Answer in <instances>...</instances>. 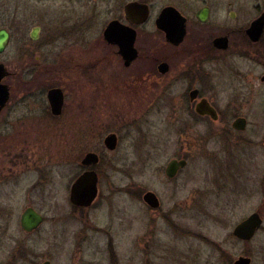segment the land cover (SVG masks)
Instances as JSON below:
<instances>
[{
	"label": "rangeland",
	"instance_id": "374dc122",
	"mask_svg": "<svg viewBox=\"0 0 264 264\" xmlns=\"http://www.w3.org/2000/svg\"><path fill=\"white\" fill-rule=\"evenodd\" d=\"M231 1V8L229 0L222 1V18L227 9L246 15L248 21L264 12V0ZM237 47L234 44L206 64L210 77L204 96L222 106L234 102L243 106L218 124L205 119L192 125V110L180 113L183 103L176 108L165 100L149 114L138 113L142 106L133 97L136 93L123 87L124 77L103 74L100 67L92 72L96 89L87 120L73 106L60 121L41 116L48 107L46 94L30 99L31 117L18 129L4 125L1 116L0 264H234L240 257L264 264V61L244 56L249 50L264 57V38L258 45ZM93 48V58L102 55ZM8 53L15 70L17 50ZM236 72L246 75L242 87L235 81ZM48 84L68 90L67 81ZM85 92L82 86L78 92L82 99ZM103 111L109 112L108 118ZM116 116L124 118L122 127L98 130L116 127ZM238 116L247 119L244 132L231 128ZM178 121L189 126L176 125ZM92 129V139L83 144ZM111 132L119 133L120 146L115 152L104 151L101 198L90 212L89 241L78 251L83 227L71 215L70 187L80 169L79 159L85 151L100 150ZM19 148L23 156H13ZM183 153L190 157L188 166L170 182L166 165ZM220 153L222 161L229 159L230 169L217 166ZM146 191L160 198L158 211L143 200ZM28 206L46 217L33 234L20 225ZM254 213L263 220L261 229L251 240L237 238L236 226Z\"/></svg>",
	"mask_w": 264,
	"mask_h": 264
},
{
	"label": "flooded vegetation",
	"instance_id": "af4514ba",
	"mask_svg": "<svg viewBox=\"0 0 264 264\" xmlns=\"http://www.w3.org/2000/svg\"><path fill=\"white\" fill-rule=\"evenodd\" d=\"M222 1L0 0V39H7L0 46V87L7 89V101L4 106L0 105V117H5L3 124L18 129V125H21L25 118L31 117L28 110L30 99H39L45 94L48 107L41 116L47 115L52 121H60L67 107L73 106L87 120L92 91L96 89L92 74L95 67H100L103 74L108 76L124 77L122 81L127 83L123 84V87L136 93L133 97L142 106L138 113L149 114L165 100L171 107L176 108L178 103H183L182 109L178 111L180 113L192 110V125L200 124L205 119L218 124L233 111L239 112L243 106L241 102L239 106L235 102L222 106L204 96V87L209 86L210 77L206 64L212 63L217 55L228 52L234 44L237 48H247L260 44L264 38V32L258 42L252 41L248 35L252 24L263 16L264 12L256 19L248 21L246 15L227 9L222 18ZM233 5L229 0L228 7ZM93 47L99 49L102 55L93 58ZM129 48L134 50V58L130 60L126 58L125 55L128 54L124 51ZM12 49H16L19 56L15 61L18 66L15 70L12 69L11 54L10 57L7 56ZM244 56L264 61V57L259 58L249 50ZM114 66H118L117 69L112 68ZM234 75L235 81L242 87L247 80L246 75L242 72H236ZM56 80L67 81L68 90H64L61 84H48ZM261 80L264 82V76ZM36 82L40 84L36 85ZM82 86L86 89L84 99L78 93L81 92ZM29 87L31 89H28ZM57 89L61 90L63 100L60 111L54 113L49 93ZM67 96L71 97L69 103ZM176 98L180 100L177 101ZM186 100L189 103H186ZM203 101H207L214 109L215 119L198 112L197 109ZM104 103L107 108L108 102ZM20 108L24 110L21 111ZM18 114L20 116H16ZM103 114L108 118V111H103L102 116ZM118 118L116 116L115 120L113 119L116 127L95 130L119 129L125 120ZM239 119L245 120L243 130L235 127ZM175 124L189 126L185 121ZM246 127L245 117L238 116L231 124V128L236 132H244ZM92 135L93 129L85 135L82 143L87 144ZM110 137L115 145L113 150L109 149L107 142ZM119 146V133L111 132L104 137L100 150L85 151L78 161L80 169L75 171L69 195L71 215L83 227V234H78L81 238L77 245L78 251H82L89 241L86 232L91 229L90 212L101 198L103 177L100 167L106 165L104 151L115 152ZM21 151L19 148L13 156H18ZM223 153H220L216 160L221 171L230 169L229 159L221 160ZM22 156L23 154H20V157ZM89 159L93 161L90 162ZM173 160H185L188 166L190 157L187 153L179 154L168 164ZM168 164L165 176L170 182L177 180L187 167L180 168L174 177H169ZM87 172H96L99 191L93 204L82 206L72 202L71 191L78 179ZM125 190L129 192L127 188ZM147 192H153L157 196L159 206L152 207L145 203L153 212L158 211L162 205L160 198L154 191H146L145 194ZM139 193L140 191L135 192L140 195ZM29 208L43 218L41 225L33 232H26L21 226L26 234H33L45 224L46 217L33 206H28L25 211Z\"/></svg>",
	"mask_w": 264,
	"mask_h": 264
},
{
	"label": "water",
	"instance_id": "95a60500",
	"mask_svg": "<svg viewBox=\"0 0 264 264\" xmlns=\"http://www.w3.org/2000/svg\"><path fill=\"white\" fill-rule=\"evenodd\" d=\"M264 32V15L261 16L256 22H254L251 26V28L248 30V35L250 36L251 40L254 42H258L262 34ZM7 41L6 38L0 39V46L3 45V43ZM2 49H0L1 51ZM125 53L128 55H125L126 58L133 59V51L131 48L125 49ZM2 79V69L0 67V80ZM0 95H1V101L0 105L4 106L7 101V89L3 86L0 87ZM49 98L51 101V105L53 108V112L57 113L60 111L62 107V100L63 95L61 90H52L49 93ZM198 112L201 115H209L213 119H215L216 114L214 109L210 106V104L207 101H203L200 106L198 107ZM244 119H239L235 127L238 130L244 129ZM108 146L110 150H113L115 148V145L112 143V138H108ZM90 162L93 161L92 159H89ZM187 166V161L181 160H173L168 164L167 167V175L169 177H174L176 172L180 168H184ZM98 178L96 172H87L83 174L78 181L73 185L72 191H71V200L72 202L82 205V206H90L93 204V202L96 201L98 196ZM145 202L152 206V207H158L159 206V200L157 196L153 192H147L144 196ZM43 218L41 215H39L35 210L29 208L27 209L21 218V226L26 232H33L36 230L42 223ZM263 226V220L259 213H254L251 216H249L246 220L241 222L239 225L236 226L234 229V235L241 239V240H251L256 233L261 229ZM44 264H50V262H46ZM234 264H251V259L247 257H240L238 260L234 262Z\"/></svg>",
	"mask_w": 264,
	"mask_h": 264
}]
</instances>
